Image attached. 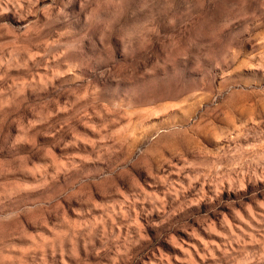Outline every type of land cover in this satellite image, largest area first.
Masks as SVG:
<instances>
[{"label": "rangeland", "instance_id": "374dc122", "mask_svg": "<svg viewBox=\"0 0 264 264\" xmlns=\"http://www.w3.org/2000/svg\"><path fill=\"white\" fill-rule=\"evenodd\" d=\"M0 264H264V0H0Z\"/></svg>", "mask_w": 264, "mask_h": 264}]
</instances>
